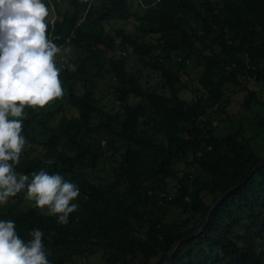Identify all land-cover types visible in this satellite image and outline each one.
I'll return each mask as SVG.
<instances>
[{"label": "trees", "instance_id": "1", "mask_svg": "<svg viewBox=\"0 0 264 264\" xmlns=\"http://www.w3.org/2000/svg\"><path fill=\"white\" fill-rule=\"evenodd\" d=\"M52 6L47 37L70 49L75 69L61 70V97L24 108L30 147L14 171L29 182L41 170L61 175L77 186L78 207L59 224L24 189L0 204V220L14 221L25 242L41 230L50 264H87L95 254L100 264H163L223 195L170 264H264V164L249 173L264 159V134L254 140L264 133V0ZM145 70L160 84L143 86ZM102 77L109 106L95 95ZM236 96L234 127L227 106Z\"/></svg>", "mask_w": 264, "mask_h": 264}, {"label": "clouds", "instance_id": "2", "mask_svg": "<svg viewBox=\"0 0 264 264\" xmlns=\"http://www.w3.org/2000/svg\"><path fill=\"white\" fill-rule=\"evenodd\" d=\"M55 15L52 0H0V204L26 189L37 208H47L57 223L66 224L78 207L71 203L79 195L77 186L44 170L33 173L30 182L27 174L14 171L22 150L30 147L21 135L24 108L44 107L61 97L60 72L75 69L70 49L49 40L50 31L47 37L45 22L51 25ZM15 228L14 221L0 220V264H50L43 232L33 229L25 242Z\"/></svg>", "mask_w": 264, "mask_h": 264}, {"label": "rangeland", "instance_id": "3", "mask_svg": "<svg viewBox=\"0 0 264 264\" xmlns=\"http://www.w3.org/2000/svg\"><path fill=\"white\" fill-rule=\"evenodd\" d=\"M50 14L51 13L49 11L48 16H50ZM51 16H52V14H51ZM47 17L45 19H47ZM142 75H143V78H140L139 81L145 87L159 85L160 82H161L159 75L154 73V71H152V70H145V71L142 72ZM191 78H196L195 70H193L192 66L188 68V73L186 75L182 76V80L187 84V82ZM107 81L108 80H107L106 77H102V79H96V81H95L96 82L95 83L96 94L95 95L97 97L102 98V102L105 103L106 106H109L111 104L112 98H110L111 92H110V90H109V88L107 86V84H108ZM181 96L184 97V98H189L190 97V95L188 94L187 91L181 92ZM262 98L264 99V96ZM240 100H241V98L239 96L233 97V99L230 100L229 105L227 106V110H228L229 114L235 115V116H233V118L235 120L231 121L229 123L231 126H234V127L237 126V122H238L237 118H239L240 114H242L241 110H239V108H238V103H239ZM262 118L264 119V113H262ZM40 119H43L45 121L46 125H50L57 118L54 117L52 122H51V118L44 119V118H42V116L35 118L36 121H39ZM40 129L41 128L36 127L35 132L39 131ZM221 132H222V130L220 128H218L216 130V134H220ZM246 133H247V136L250 135V132H246ZM259 133H260L259 136L254 139L257 143L260 141L261 136L264 134V133H262V131L259 132ZM177 166L181 167V164H177ZM98 256H99L98 254L90 256L89 259H88V263L87 264H100V260H99ZM76 264H83V263H81V260L78 259L76 261Z\"/></svg>", "mask_w": 264, "mask_h": 264}, {"label": "water", "instance_id": "4", "mask_svg": "<svg viewBox=\"0 0 264 264\" xmlns=\"http://www.w3.org/2000/svg\"><path fill=\"white\" fill-rule=\"evenodd\" d=\"M262 164H264V159H263L262 161H260L259 163H257V164H256V165L250 170L249 173H252L256 168L260 167ZM229 190H230V189H229ZM222 196H223V195H221V196H220V197H219V198H218V199H217V200L211 205V207L209 208V210H208V212H207V214H206V216H205V219H204L203 223H202L197 229H195V230H194L193 232H191L190 234L184 236L182 239L177 240V241H175L174 243H172V244L170 245L169 249H168L167 252H166V258H165V261H164L163 264H170V258H171V255H172V253H173L175 247H176L179 243H181L182 241H184V240H186V239H188V238H190V237H192V236L198 234V233L201 231L202 227L204 226V224H205V222H206V220H207V218H208V216H209V213H210L211 209L213 208V206L215 205V203H216L218 200H220V199L222 198Z\"/></svg>", "mask_w": 264, "mask_h": 264}, {"label": "built area", "instance_id": "5", "mask_svg": "<svg viewBox=\"0 0 264 264\" xmlns=\"http://www.w3.org/2000/svg\"><path fill=\"white\" fill-rule=\"evenodd\" d=\"M155 1H157V0H155Z\"/></svg>", "mask_w": 264, "mask_h": 264}]
</instances>
